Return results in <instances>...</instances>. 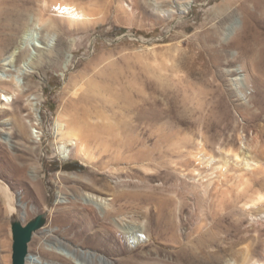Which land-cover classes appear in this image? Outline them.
Returning <instances> with one entry per match:
<instances>
[{
  "label": "rangeland",
  "instance_id": "rangeland-1",
  "mask_svg": "<svg viewBox=\"0 0 264 264\" xmlns=\"http://www.w3.org/2000/svg\"><path fill=\"white\" fill-rule=\"evenodd\" d=\"M190 1L188 14L173 15ZM223 1L28 0L16 35L28 30L26 74L0 68L3 80L17 76L13 104L28 126L14 130L0 114V264H12L13 218L26 225L50 208L29 244L44 264H79L42 255L58 240L115 264H264V205L246 207L264 196V108L251 58L233 46L243 5L263 2L261 16L264 0ZM58 11L84 17L71 25ZM61 111L121 153L95 148L98 168L61 160ZM257 132L260 145H250ZM246 161L263 170L244 173L251 188L234 170Z\"/></svg>",
  "mask_w": 264,
  "mask_h": 264
},
{
  "label": "bare ground",
  "instance_id": "bare-ground-1",
  "mask_svg": "<svg viewBox=\"0 0 264 264\" xmlns=\"http://www.w3.org/2000/svg\"><path fill=\"white\" fill-rule=\"evenodd\" d=\"M195 2L196 1H190L186 5L179 4L180 7H178V10L175 11L173 15L188 14L190 7L192 8ZM229 2L230 0H224L221 3V5L228 4ZM26 3H28V0H0V68L7 69V67L9 66L10 67L14 66L17 68V71L14 73H16V75L19 76H24L26 74L25 65H23L22 59L26 58L27 61H30L27 57L28 51H30L28 49L29 47V39L27 32L28 30L25 31V34H23L21 39H18L19 37L18 38L16 37L20 24H22V22L25 20L23 6ZM262 3L263 2L259 1L257 3L258 5L255 7L258 9L259 7H261ZM248 5L244 4L242 7V10L244 11L247 20L245 26L243 27L242 32L234 38L233 46L239 51L241 55L246 57L248 56L249 58H251L252 61L251 68L253 72L251 71L250 72L252 74L254 73L255 75V77L253 75L252 77L253 79L249 77V79L253 81L252 88L255 91V97L252 95L251 97H254L256 99L257 104H259L260 107L264 108V35L261 32V27H262L261 22L264 21V16H262V14L264 13L260 14L262 16L261 17L259 16L257 9H253ZM70 11L69 12L58 11V14L67 18V20L65 21H68V23H70L71 25L80 23L82 21L81 17L84 16L75 14ZM63 18L62 20H64ZM39 22L40 23L45 22V17L42 13L39 15ZM239 24L240 23L237 21L232 23L227 28L228 30L227 35H231L233 32H235L234 29L235 27L239 26ZM26 26L28 25L26 24ZM53 38L54 36L53 37L49 36L47 37V40H49L50 42V40H53ZM206 51L210 53L212 63L215 65L218 64V60L220 58L217 57L215 50L211 48V49H207ZM234 54L236 55V53ZM8 70L12 71L11 69ZM237 72L240 73V75L242 76V80L246 81L249 72L248 73L245 71L243 72L241 71V69H238ZM203 76H206V73ZM16 77L17 76L12 75L11 80H3L2 78H0V92H1L0 114L7 117L6 125L12 126L14 130L24 132L28 130V126L26 124V118L23 116V113L20 111V108L15 104H13L16 97L18 98V102L21 101L20 96L22 94V90L20 89L19 82L17 81ZM55 126L59 137L58 139L59 143L57 144L55 150L57 157H59L61 160H69L72 157H76L85 166L98 168L99 166L97 164V156L94 153L95 148L101 150L102 153L111 152L117 155L121 153V148L117 147L116 145H112L107 139V137L100 135L98 132L96 133L90 131L88 132L84 129L83 126L81 125L78 126L74 124L71 121L70 116L66 112L61 111V113H59ZM253 139H254V143L250 145H260L259 132L255 134ZM199 145H203V143H200ZM234 157L237 161L240 159L238 155H235ZM239 164L240 163H237V167H234V170L240 174L239 176L241 177L242 180H246V184L249 186V188H251L252 184L249 179H246L247 175L244 173H246L247 171H252V173L256 176L259 173H262L263 170L259 166L256 167V164H252L251 161H246L242 165V167ZM87 201L94 202V198L93 197L89 198L87 199ZM11 204L12 203L10 202V206H12ZM21 205L24 209L22 213L23 219H25L28 216L27 205L25 203H22ZM263 205H264V196L258 193L256 195L255 200L253 202L247 203L246 207L249 208L252 213H255L261 210L259 208L260 206L262 207ZM51 211L54 210L50 208L49 211L46 210L43 213V215H45L46 218H48L51 215ZM46 230L47 229H45L44 231ZM47 232L54 233V229L47 230ZM47 244H48V248H43L42 255L45 258H49L50 260L61 258V256H66L70 259L73 260L75 259L79 264H94L95 261H97L99 264H115L107 257L99 256L89 251L69 249L65 245V243L60 240H58L56 243L47 241ZM61 246L64 249H61L60 248ZM59 249L61 250V252L58 251ZM26 264H44V263L29 253L26 260ZM246 264H261V263L256 259L255 260L248 259L246 261Z\"/></svg>",
  "mask_w": 264,
  "mask_h": 264
},
{
  "label": "water",
  "instance_id": "water-1",
  "mask_svg": "<svg viewBox=\"0 0 264 264\" xmlns=\"http://www.w3.org/2000/svg\"><path fill=\"white\" fill-rule=\"evenodd\" d=\"M45 220L46 216L41 215L23 225L19 220L13 218L12 264H26L29 255V244L33 239V234L43 227Z\"/></svg>",
  "mask_w": 264,
  "mask_h": 264
},
{
  "label": "trees",
  "instance_id": "trees-1",
  "mask_svg": "<svg viewBox=\"0 0 264 264\" xmlns=\"http://www.w3.org/2000/svg\"><path fill=\"white\" fill-rule=\"evenodd\" d=\"M73 166H74V164L69 163V164L64 165V168L66 170H70V169H72Z\"/></svg>",
  "mask_w": 264,
  "mask_h": 264
}]
</instances>
